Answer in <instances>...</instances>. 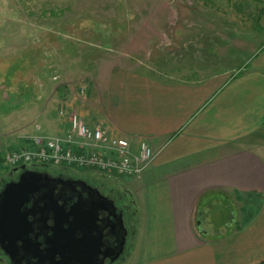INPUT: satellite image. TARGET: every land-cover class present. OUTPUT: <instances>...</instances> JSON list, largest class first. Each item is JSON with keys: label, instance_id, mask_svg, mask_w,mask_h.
<instances>
[{"label": "crops", "instance_id": "crops-1", "mask_svg": "<svg viewBox=\"0 0 264 264\" xmlns=\"http://www.w3.org/2000/svg\"><path fill=\"white\" fill-rule=\"evenodd\" d=\"M257 1L264 33V0ZM261 51L247 71L223 81L219 72L168 80L111 65L82 95L79 115L87 125L134 146L144 138L153 151L149 166L123 182L137 221L126 264H264V41ZM64 120L55 136L65 133ZM16 143L7 150L33 149L29 141ZM211 196L236 208L255 202L256 210L210 239L199 227L206 211L198 205Z\"/></svg>", "mask_w": 264, "mask_h": 264}, {"label": "rangeland", "instance_id": "rangeland-1", "mask_svg": "<svg viewBox=\"0 0 264 264\" xmlns=\"http://www.w3.org/2000/svg\"><path fill=\"white\" fill-rule=\"evenodd\" d=\"M262 8L257 0H0V179L11 169L7 145L55 136L65 121L59 109L81 114L82 95L108 66L168 80L219 72L223 81L247 71L263 46ZM254 204L236 208L211 196L198 205L206 211L199 227L222 238L229 222L249 219ZM132 231L120 264L131 255Z\"/></svg>", "mask_w": 264, "mask_h": 264}, {"label": "water", "instance_id": "water-1", "mask_svg": "<svg viewBox=\"0 0 264 264\" xmlns=\"http://www.w3.org/2000/svg\"><path fill=\"white\" fill-rule=\"evenodd\" d=\"M17 170L16 179L0 187V250L11 264H101L99 254L110 261L122 254L127 229L112 199L82 180L52 176L25 164L9 172ZM66 191L75 195L66 197ZM100 212L105 217L99 218ZM34 228L36 236H43L42 243L30 240ZM102 230L113 240L111 246L103 243ZM101 246L107 251L101 252Z\"/></svg>", "mask_w": 264, "mask_h": 264}, {"label": "built area", "instance_id": "built-area-1", "mask_svg": "<svg viewBox=\"0 0 264 264\" xmlns=\"http://www.w3.org/2000/svg\"><path fill=\"white\" fill-rule=\"evenodd\" d=\"M80 90L83 93L82 87ZM59 114L67 122L63 135L34 136L30 139L33 149L6 151L5 163L51 164L55 168L73 171L81 168L117 176H138L151 163L153 151L146 139H139L134 146L126 136H112L100 125H87L73 109L61 107Z\"/></svg>", "mask_w": 264, "mask_h": 264}, {"label": "flooded vegetation", "instance_id": "flooded-vegetation-1", "mask_svg": "<svg viewBox=\"0 0 264 264\" xmlns=\"http://www.w3.org/2000/svg\"><path fill=\"white\" fill-rule=\"evenodd\" d=\"M30 169H36L39 171H47L52 176H62L63 178H71L73 180H82L90 187L96 188L102 195L110 198L113 200L114 205L116 207L115 212H121L124 220V224L127 229V236H126V242L123 249L122 254L114 261H110L109 257L106 256V254H99L98 259L101 260V264H120V262L125 258L126 251L129 248V241H130V235H131V229H130V220H131V211H132V203L131 199L124 190V188L120 185L121 182L115 177L108 176L103 173L95 172V171H85L78 173L73 170H64L61 168H53L48 164H35V165H28ZM18 170L13 172H8L3 178L0 179V187L9 180L16 179L18 175ZM79 188L76 187L75 190H78ZM57 192V190H55ZM70 194L75 195L72 191H66L65 196L69 197ZM83 196H86V193H82ZM76 200V197H72L71 199L67 200V205H70L72 202ZM106 213L100 212L99 218L105 217ZM48 225H52V222H48ZM99 225H101V222H99ZM105 234V230H102V236H103V243L105 245H110L112 243V239ZM37 235V230L34 228V231L29 234L30 240L32 241H38L43 242V236ZM36 236V237H35ZM109 246V247H110ZM43 247V245H42ZM101 252H106V246H101L100 249ZM105 256V257H104ZM32 263L35 261V259L31 260ZM0 264H11L8 256L4 255L3 252L0 250ZM21 264H25V261H22ZM72 264H77L75 262H72ZM84 264H92L91 262H87Z\"/></svg>", "mask_w": 264, "mask_h": 264}, {"label": "trees", "instance_id": "trees-1", "mask_svg": "<svg viewBox=\"0 0 264 264\" xmlns=\"http://www.w3.org/2000/svg\"><path fill=\"white\" fill-rule=\"evenodd\" d=\"M123 188H124V190L126 191V193L128 194V196H129V192H128V190L125 188V186H123V184H120ZM130 197V196H129ZM131 203H132V205H133V202H132V200H131ZM130 223H131V225H130V229H131V233L133 232L132 231V229L134 230V239H135V237H136V228H137V221H136V213H135V209L133 208V206H132V211H131V220H130ZM131 237V236H130ZM132 244H134V242H132Z\"/></svg>", "mask_w": 264, "mask_h": 264}]
</instances>
